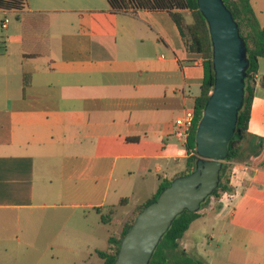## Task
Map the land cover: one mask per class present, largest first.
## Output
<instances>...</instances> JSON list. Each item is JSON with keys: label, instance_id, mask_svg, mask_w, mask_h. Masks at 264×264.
Here are the masks:
<instances>
[{"label": "crops", "instance_id": "obj_1", "mask_svg": "<svg viewBox=\"0 0 264 264\" xmlns=\"http://www.w3.org/2000/svg\"><path fill=\"white\" fill-rule=\"evenodd\" d=\"M263 75L260 58L248 133L264 141ZM203 77L163 11L114 13L107 0L0 11V264H103L97 252H111L136 206L186 170L175 121ZM262 152L256 167L234 164L221 209L191 223L180 241L190 256L264 264Z\"/></svg>", "mask_w": 264, "mask_h": 264}, {"label": "water", "instance_id": "obj_2", "mask_svg": "<svg viewBox=\"0 0 264 264\" xmlns=\"http://www.w3.org/2000/svg\"><path fill=\"white\" fill-rule=\"evenodd\" d=\"M212 43L214 85L195 129V168L173 179L143 208L121 239L113 264H149L161 238L184 211L195 213L219 184L227 145L244 98L248 61L237 24L222 0H196Z\"/></svg>", "mask_w": 264, "mask_h": 264}, {"label": "trees", "instance_id": "obj_3", "mask_svg": "<svg viewBox=\"0 0 264 264\" xmlns=\"http://www.w3.org/2000/svg\"><path fill=\"white\" fill-rule=\"evenodd\" d=\"M222 1L231 12L237 24L239 35L245 44L246 58L248 61L244 80V98L242 106L238 111L235 132L227 145V155L222 163L217 188L201 204L198 212L190 213L184 211L173 220L171 226L161 238L149 264H208L202 258L190 256L180 246V241L189 229L191 223L200 217L199 212L210 199H215L218 203L223 194H231L233 192L229 180V171H231L233 165L251 163L263 151L264 141L248 133V122L256 86L258 60L260 58L264 59V26L258 23L249 0ZM107 3L110 10L114 13L135 12L139 10L163 11L168 13L179 30L186 50L189 53L200 55L203 60L204 77L200 94L194 100V120L186 143L188 155L186 159V170L178 175V177L185 176L193 171L196 161L199 158L195 152V129L214 85L212 43L208 25L202 14L198 11L196 0H107ZM25 4L26 0H0V11L18 12L25 7ZM186 14L190 17L189 23L186 21ZM259 85L264 88V75L261 77ZM172 180L162 181L156 193L149 200L136 206V216L143 208L154 202L159 194L170 185ZM123 202L124 200H121L120 204ZM215 209L220 210L221 205L217 204ZM109 215L102 217L104 223L108 220ZM135 217L123 225L121 235L118 239L109 238L108 242L112 246L110 253L97 252L98 256L103 260V264L114 263L121 239L131 228Z\"/></svg>", "mask_w": 264, "mask_h": 264}, {"label": "rangeland", "instance_id": "obj_4", "mask_svg": "<svg viewBox=\"0 0 264 264\" xmlns=\"http://www.w3.org/2000/svg\"><path fill=\"white\" fill-rule=\"evenodd\" d=\"M257 0H251V6L253 7V9L257 12V15H258V18H256L257 19V21H258V23L260 24V22H263V20H264V16H261L260 17V15H259V11L258 10H261V8L263 7V4H262V0H259V2L257 1ZM257 17V16H256ZM261 25V24H260ZM231 176H232V169H231V171H229V178H231ZM140 179H138V181H139ZM230 180V179H229ZM155 184V183H154ZM154 184L152 183V181L150 182V183H148L147 184V189H144L143 188V190H142V192L139 194L138 193V195L135 197L136 199H138L139 198V200H141V199H143V198H145V197H147L150 193V191L153 189V192H154V190H155V187H153L154 186ZM136 187V186H135ZM216 205H217V201L215 200V199H210L209 200V202L204 206V208L203 209H211V210H213L215 207H216ZM136 209H134L133 211H132V213H131V215H130V217H129V220L128 221H131L135 216H136ZM203 230V228H201V222H196L195 224H193L192 225V228H191V231L192 232H194L195 234H197V236H198V234H201V231ZM181 247H183L182 245H180ZM231 251H233V247H231V249H230ZM244 253H246V252H244ZM224 254V256H228V254L229 253H223ZM246 258H248L249 257V255L248 256H245ZM200 258V257H199Z\"/></svg>", "mask_w": 264, "mask_h": 264}, {"label": "built area", "instance_id": "obj_5", "mask_svg": "<svg viewBox=\"0 0 264 264\" xmlns=\"http://www.w3.org/2000/svg\"><path fill=\"white\" fill-rule=\"evenodd\" d=\"M193 120H194V110H187L181 118H178L175 121V126L177 127L175 134L179 139H181L184 142L187 141L190 135ZM262 158H263V152L258 158L254 159L250 163V165L256 167L260 162H262Z\"/></svg>", "mask_w": 264, "mask_h": 264}]
</instances>
